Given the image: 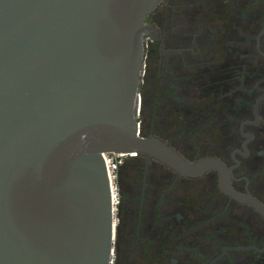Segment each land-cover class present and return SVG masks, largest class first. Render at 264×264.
<instances>
[{
    "label": "water",
    "instance_id": "water-1",
    "mask_svg": "<svg viewBox=\"0 0 264 264\" xmlns=\"http://www.w3.org/2000/svg\"><path fill=\"white\" fill-rule=\"evenodd\" d=\"M162 0H0V264H114L104 154L158 160L180 177L221 174L139 136L147 17ZM246 251L247 248H229ZM254 249H257L254 247Z\"/></svg>",
    "mask_w": 264,
    "mask_h": 264
},
{
    "label": "flooded vegetation",
    "instance_id": "flooded-vegetation-1",
    "mask_svg": "<svg viewBox=\"0 0 264 264\" xmlns=\"http://www.w3.org/2000/svg\"><path fill=\"white\" fill-rule=\"evenodd\" d=\"M146 24L155 34L139 136L188 162L220 161L228 186L264 206V0H162ZM132 160L119 264H228L243 253L264 264V218L222 190L218 171L180 177L158 160ZM239 247L248 250L229 249Z\"/></svg>",
    "mask_w": 264,
    "mask_h": 264
},
{
    "label": "rangeland",
    "instance_id": "rangeland-1",
    "mask_svg": "<svg viewBox=\"0 0 264 264\" xmlns=\"http://www.w3.org/2000/svg\"><path fill=\"white\" fill-rule=\"evenodd\" d=\"M134 157L133 156H125L123 158V162L122 163H125L127 162V166L125 167L126 169L124 170V168L122 169V164L118 167V170L116 172V179L114 181V184L116 185L117 187V199H116V204H115V214H116V223H117V227H116V239H115V252H114V264H119L120 263V257H119V253H118V246L120 244L121 246V237H122V234L124 235V231H125V227H124V219L122 221V218H121V213H120V206H121V202H122V199L124 197V193L126 192L125 190L128 189L129 187V180H131L132 178L130 177L131 176V172L130 170H132L137 162L136 161H133ZM127 196V194H126ZM121 235V236H120ZM241 255V254H240ZM249 259L246 260L245 258H243V256H237V255H233V259L230 260L227 262L228 264H230L231 262H236V264H244V262H250V260H252V262L250 263H254V264H257V262L249 255ZM251 257V258H250ZM246 260V261H245Z\"/></svg>",
    "mask_w": 264,
    "mask_h": 264
},
{
    "label": "built area",
    "instance_id": "built-area-1",
    "mask_svg": "<svg viewBox=\"0 0 264 264\" xmlns=\"http://www.w3.org/2000/svg\"><path fill=\"white\" fill-rule=\"evenodd\" d=\"M126 155L123 154H104V158L106 161L111 187H112V196H113V202H114V208L116 204L117 199V187L114 184V181L116 179V172L118 170V167L122 164V160Z\"/></svg>",
    "mask_w": 264,
    "mask_h": 264
},
{
    "label": "crops",
    "instance_id": "crops-1",
    "mask_svg": "<svg viewBox=\"0 0 264 264\" xmlns=\"http://www.w3.org/2000/svg\"><path fill=\"white\" fill-rule=\"evenodd\" d=\"M239 256H243V258H245V259L248 258L249 259V256L246 253H243V254H241ZM248 259H246V260H248ZM250 262H252V260H250ZM250 262L247 261V262H244V264H254V263H250Z\"/></svg>",
    "mask_w": 264,
    "mask_h": 264
}]
</instances>
